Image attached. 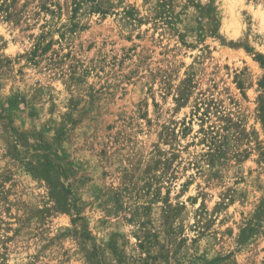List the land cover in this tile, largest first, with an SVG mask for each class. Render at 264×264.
<instances>
[{
    "label": "rangeland",
    "instance_id": "1",
    "mask_svg": "<svg viewBox=\"0 0 264 264\" xmlns=\"http://www.w3.org/2000/svg\"><path fill=\"white\" fill-rule=\"evenodd\" d=\"M262 103L264 0H7L0 264H264Z\"/></svg>",
    "mask_w": 264,
    "mask_h": 264
},
{
    "label": "trees",
    "instance_id": "2",
    "mask_svg": "<svg viewBox=\"0 0 264 264\" xmlns=\"http://www.w3.org/2000/svg\"><path fill=\"white\" fill-rule=\"evenodd\" d=\"M0 1H1V5H0V8H1L7 0H0ZM260 58H261V57H260ZM260 62H261V64H262L263 61L260 60ZM260 108H261V110L263 111V113H262V118H263V123H264V103L261 104V107H260Z\"/></svg>",
    "mask_w": 264,
    "mask_h": 264
}]
</instances>
